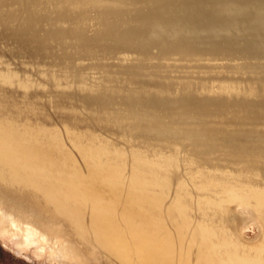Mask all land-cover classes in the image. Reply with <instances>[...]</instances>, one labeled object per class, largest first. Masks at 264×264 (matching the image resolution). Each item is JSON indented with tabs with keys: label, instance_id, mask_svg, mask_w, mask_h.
Segmentation results:
<instances>
[{
	"label": "rangeland",
	"instance_id": "obj_1",
	"mask_svg": "<svg viewBox=\"0 0 264 264\" xmlns=\"http://www.w3.org/2000/svg\"><path fill=\"white\" fill-rule=\"evenodd\" d=\"M159 1L0 0V213L48 237L20 249L0 223V264H74L50 256L70 238L82 264H179L168 229L190 264L193 232L206 264H264V58L133 34Z\"/></svg>",
	"mask_w": 264,
	"mask_h": 264
},
{
	"label": "water",
	"instance_id": "obj_2",
	"mask_svg": "<svg viewBox=\"0 0 264 264\" xmlns=\"http://www.w3.org/2000/svg\"><path fill=\"white\" fill-rule=\"evenodd\" d=\"M146 6L135 17L142 28L133 34L147 38L156 33L159 41L182 34L186 41L238 44L264 58V0H161ZM204 9L219 10L226 18H215ZM203 31L205 38L200 39Z\"/></svg>",
	"mask_w": 264,
	"mask_h": 264
},
{
	"label": "bare ground",
	"instance_id": "obj_3",
	"mask_svg": "<svg viewBox=\"0 0 264 264\" xmlns=\"http://www.w3.org/2000/svg\"><path fill=\"white\" fill-rule=\"evenodd\" d=\"M224 18V17H223ZM177 36H178V34H177ZM176 40V39H175ZM181 42V41H180ZM182 44V43H181ZM183 45V44H182ZM183 47V46H182ZM219 63V62H218ZM224 64V63H223ZM226 65V64H225ZM224 67V66H223ZM226 73V72H225ZM228 73V72H227ZM231 74V73H230ZM234 74V73H233ZM6 131V130H5ZM11 139V138H10ZM9 139V140H10ZM2 140V139H1ZM0 140V141H1ZM9 142H11V141H9ZM225 142V141H224ZM13 143V142H12ZM20 143V142H19ZM23 143V142H22ZM25 143V142H24ZM16 144V143H15ZM18 145H21V144H18ZM224 145V144H223ZM12 146H13V144H12ZM25 146V145H24ZM28 146V145H27ZM230 146V145H229ZM20 147H22V146H20ZM26 148V147H25ZM14 149H15V147H14ZM21 149V148H20ZM22 149H23V147H22ZM22 149H21V151L20 152H24L25 153V151H22ZM16 150V149H15ZM19 150V149H18ZM24 150V149H23ZM27 150V149H26ZM5 151V150H4ZM17 151V150H16ZM15 151V152H16ZM30 151V150H29ZM18 152V151H17ZM23 153V154H24ZM30 153V152H29ZM40 153V152H39ZM21 154V153H20ZM19 154V155H20ZM22 155V154H21ZM26 155V154H25ZM27 155H29L28 154V152H27ZM31 155V154H30ZM20 157V156H19ZM18 157V158H19ZM23 157H24V155H23ZM17 159V158H16ZM42 159V158H41ZM44 159V158H43ZM10 160H12V159H10ZM22 160V159H21ZM33 161V160H32ZM22 162V161H21ZM35 162V161H34ZM235 162V161H234ZM29 163V162H28ZM10 164V163H9ZM38 164V163H37ZM42 165L44 164V163H41ZM23 167V166H22ZM30 167V166H29ZM36 167V166H35ZM43 166H41V168H42ZM46 167V166H45ZM4 168V167H3ZM44 168V167H43ZM43 171V170H42ZM28 172V171H27ZM27 177H28V175H27ZM20 180V179H19ZM40 180V179H39ZM222 180H224V182H225V179H222ZM222 180H221V182H222ZM21 181H22V179H21ZM29 181V180H28ZM36 182V181H35ZM31 183V182H30ZM39 183V182H38ZM217 183V182H216ZM231 183V182H230ZM232 184V183H231ZM42 185V184H41ZM183 185V184H182ZM222 185V184H221ZM228 185V184H227ZM233 185V184H232ZM36 186H37V184H36ZM181 186V185H180ZM221 188V187H220ZM219 188V189H220ZM44 189V188H43ZM42 189V190H43ZM222 189V188H221ZM224 189V188H223ZM253 192H255V191H253ZM256 197H257V195H256ZM2 198V197H1ZM232 198V197H231ZM255 198V197H254ZM259 198V197H258ZM218 199V198H217ZM217 199L215 200V201H217ZM245 199H247V198H245ZM262 199V198H261ZM233 200V199H232ZM249 200V199H248ZM2 201V200H1ZM147 201V203L148 204H151V202L149 201V200H146ZM221 201V200H220ZM239 201V200H238ZM238 201H236V202H238ZM247 201V200H246ZM257 201V200H256ZM234 202V201H233ZM243 202V201H242ZM260 202V201H259ZM218 203V202H217ZM225 203V202H224ZM106 204V203H105ZM181 204V203H180ZM187 204V203H186ZM242 204V203H241ZM191 205V204H190ZM247 205V204H246ZM111 206V205H110ZM185 206V205H184ZM223 206H225V205H223ZM238 206H241V205H238ZM245 206V205H244ZM243 206V209H245V207ZM107 207V206H106ZM109 207V206H108ZM248 207V206H247ZM62 208V207H61ZM113 208V207H112ZM228 208V207H227ZM262 208V207H261ZM247 209V208H246ZM116 210V209H115ZM198 210V209H197ZM225 210H226V208H225ZM230 210V209H229ZM248 210V209H247ZM63 211V210H62ZM191 211V210H190ZM67 212V211H66ZM187 212V211H186ZM229 212V211H228ZM70 213V212H69ZM224 213V212H223ZM71 214H73V213H71ZM78 214V213H77ZM117 214V213H116ZM79 215V214H78ZM198 215V214H197ZM81 217L83 216V215H80ZM178 216V215H177ZM29 217V216H28ZM80 217V218H81ZM93 217V216H92ZM163 217H165V216H163ZM175 217V216H174ZM198 217V216H197ZM73 218H75V217H73ZM78 218V217H77ZM260 218H262V217H260ZM28 219V218H27ZM52 219V218H51ZM106 219V218H105ZM183 219H184V217H183ZM53 220V219H52ZM51 220V221H52ZM80 220V219H79ZM78 220V221H79ZM85 220V219H84ZM114 220V219H113ZM122 220V219H121ZM179 220V219H178ZM257 220V219H256ZM263 220V219H262ZM261 220V221H262ZM11 220L9 219V222H8V218L6 219V218H4V216L0 213V223H1V225H2V227H3V233L4 234H7V235H9V236H12V237H19L20 238V240H19V242H18V247L20 248V249H22V248H25V247H37V252H39V253H41V254H43V253H45L46 251H45V247H46V245L48 244V237L45 235V234H41L38 230H37V228L36 227H34V226H32V224L30 223V222H26V223H16L15 221L14 222H10ZM29 221V220H28ZM50 221V222H51ZM76 221V220H75ZM227 221V220H226ZM258 221V220H257ZM256 221V222H257ZM107 222V221H106ZM176 222V221H175ZM77 223V222H76ZM82 223H84V222H82ZM227 223V222H226ZM54 224V223H53ZM61 224V223H60ZM89 224V223H88ZM91 224H93V223H91ZM193 224V223H192ZM80 225V224H79ZM78 225V226H79ZM87 225V224H86ZM112 225V224H111ZM173 225V224H172ZM194 225V224H193ZM84 226V225H83ZM82 226V227H83ZM88 226V225H87ZM184 226V225H183ZM204 226V225H203ZM230 226H232V225H230ZM54 227V226H53ZM57 227H58V225H57ZM70 227V226H69ZM74 227V226H73ZM80 227V226H79ZM114 227V226H113ZM116 227V226H115ZM175 227V226H174ZM198 227V226H197ZM201 227V226H200ZM263 227V226H262ZM59 228L61 229V227L59 226ZM84 228V227H83ZM88 228H89V226H88ZM194 227H192L191 229H193ZM220 228V227H219ZM43 229V228H42ZM85 229V228H84ZM93 229V228H92ZM190 229V230H191ZM196 229V228H195ZM208 229V228H207ZM224 229V228H223ZM242 229V228H241ZM86 230H87V228H86ZM96 230V229H95ZM169 230V232H170V237L167 239V240H169L167 243L166 242H164V240L163 239H161V238H159V236H157V237H155V239H154V247H155V250L158 252V254H160V258H161V260H162V257L161 256H163V255H166V256H171L172 258L174 257V258H176V261L178 260V262H179V264H190V262H191V255H190V252L188 251V249L187 250H184V247L183 246H181V245H178V244H176L175 243V241H176V238H179V239H181L182 237H184V234H183V236H181L180 235V233L178 232V231H176V233H177V235H178V237H176V235L174 234V229H168ZM189 230V231H190ZM200 231H201V229H199ZM59 231V230H58ZM62 231V230H61ZM60 231V232H61ZM63 231H64V229H63ZM114 231H116V230H114ZM196 231V230H195ZM243 231H244V227H243ZM51 232V231H50ZM49 232V233H50ZM113 232V231H112ZM117 232V231H116ZM204 232V231H203ZM66 233V232H65ZM90 233V232H89ZM92 233V232H91ZM110 233V232H109ZM212 233V232H211ZM230 233V232H229ZM95 234H97V232H95ZM155 234H157L156 232H155ZM189 234V233H188ZM63 235V234H62ZM102 235V234H101ZM114 235V234H113ZM169 235V234H168ZM70 236V235H69ZM111 236V235H110ZM217 236H220V235H218L217 234ZM135 237V236H134ZM204 236L203 235H201L200 233H192L191 234V236H190V239H192V240H195V241H193L192 243H191V247H198V249H200L199 250V253H202L203 254V256H202V258H201V260H197V262L195 263V264H206L205 262H210L211 260H209L210 259V256L211 257H213L214 258V256H216L217 257V259H221L222 258V256H221V258H219L220 256L218 255L219 253L218 252H216V251H208L207 252V254L205 253L206 251H204L203 250V248H202V246L203 245H206L207 247H209L208 246V244L202 239ZM215 237V236H214ZM66 238H67V236H66ZM73 238H75V237H73ZM217 238V237H216ZM71 239V238H70ZM70 239H69V241H66V242H63V244H62V251L59 249V246H58V241H53V243H52V248H51V250H50V256L51 257H54V258H56V260H60L61 259V257L62 256H67V257H69L72 261H73V263L74 264H82L81 263V261L83 262L84 260H85V254H86V252H82L80 249H81V245H79V246H77V245H75L74 243H72L71 241H70ZM218 239V238H217ZM96 240V239H95ZM101 240V239H100ZM118 240H120V239H118ZM128 240V239H127ZM144 241H145V239H143ZM215 241H216V239H215ZM222 242V241H221ZM77 243V242H76ZM106 243V242H105ZM87 244V243H86ZM112 243H110L109 245H111ZM217 244V243H216ZM218 246V245H217ZM220 246V245H219ZM48 247V246H47ZM77 247H79L80 249H78ZM101 247V246H100ZM214 247V246H213ZM212 247V248H213ZM223 247V246H222ZM225 247V246H224ZM226 247H229V246H226ZM93 248V247H92ZM84 249V248H83ZM86 249V248H85ZM94 249V248H93ZM214 249V248H213ZM240 249V248H239ZM239 249L238 250H236L237 252H239ZM87 250V249H86ZM102 250V249H101ZM116 250V249H115ZM192 250V249H191ZM208 250V249H207ZM228 250V249H227ZM240 250H242V249H240ZM264 250V248H262L261 249V251H263ZM84 251V250H83ZM231 251V250H230ZM225 252V251H224ZM119 253V252H118ZM139 253V252H138ZM137 253V254H138ZM144 253V252H143ZM233 253V252H232ZM231 253V254H232ZM94 254V253H93ZM124 254V253H123ZM149 254V253H148ZM238 254H245L244 252H239ZM247 254V253H246ZM248 255V254H247ZM247 255H246V259H247ZM98 256V255H97ZM97 256H95V257H97ZM146 256H147V254H146ZM151 256H153L152 255V253H151ZM226 256V255H225ZM231 256V255H230ZM262 256V255H261ZM120 257V256H119ZM155 257V256H154ZM158 257V256H157ZM215 257V258H216ZM233 257H235V255L233 256ZM245 257V256H244ZM260 257V256H259ZM159 258V257H158ZM166 258V257H165ZM212 258V260H214ZM38 259V258H37ZM90 259H91V257H90ZM94 259H96V258H94ZM99 259V258H98ZM119 259V258H118ZM151 259V258H150ZM167 259V258H166ZM77 260H78V263H77ZM87 260V259H86ZM85 260V261H86ZM100 260V259H99ZM84 261V262H85ZM96 260H94V262H95ZM102 261V260H101ZM160 261V260H159ZM164 261V260H163ZM170 261V260H169ZM230 261V260H229ZM248 261V260H247ZM246 261V262H247ZM245 261L243 260V263H244ZM250 262V261H249ZM255 262V261H254ZM98 263H99V261H98ZM216 263V262H215ZM236 263H237V261H236ZM125 264V263H124ZM142 264V263H141ZM163 264V263H162ZM171 264V263H170ZM208 264V263H207ZM249 264V263H248ZM257 264H260V263H258L257 262Z\"/></svg>",
	"mask_w": 264,
	"mask_h": 264
}]
</instances>
